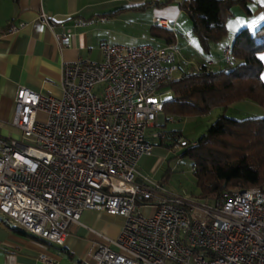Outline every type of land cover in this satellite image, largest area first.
I'll return each instance as SVG.
<instances>
[{
    "label": "built area",
    "instance_id": "obj_1",
    "mask_svg": "<svg viewBox=\"0 0 264 264\" xmlns=\"http://www.w3.org/2000/svg\"><path fill=\"white\" fill-rule=\"evenodd\" d=\"M70 40L64 34L61 44ZM100 48L102 60L64 66L60 97L19 88L12 123L20 137H0V210L58 246L85 210L122 217L117 238L95 243L93 264H264L261 187L231 189L211 201L136 181L139 159L167 137L150 129L178 75L177 46ZM224 58L230 63L229 48ZM185 142L175 136L177 147ZM143 206L156 210L145 216Z\"/></svg>",
    "mask_w": 264,
    "mask_h": 264
},
{
    "label": "crops",
    "instance_id": "obj_2",
    "mask_svg": "<svg viewBox=\"0 0 264 264\" xmlns=\"http://www.w3.org/2000/svg\"><path fill=\"white\" fill-rule=\"evenodd\" d=\"M149 1L152 5L139 7ZM164 1L167 0H0V137H20V130L12 123L18 108L16 96L20 87L60 97L64 66L79 59L102 60L100 46L104 42L162 47L168 44L162 37L152 35L151 30L169 28L177 34L174 44L179 50L180 68L185 70L207 64L218 69L226 66L225 50L230 48L241 28L253 30L264 24V0H247L251 13L242 6L245 11L238 8L236 13L235 6L232 35L229 41H223L222 52L212 56L213 53L208 55L198 51L199 48L194 49L193 41L182 39L179 24L184 14L180 0L156 5ZM120 8L124 9L115 13ZM42 13L48 16L53 26L43 21ZM20 23L23 26L18 31L3 32ZM156 33L161 34L158 30ZM64 34L71 39L67 46L61 44ZM260 57L264 63V51ZM262 77L264 80V69ZM231 109L232 116L237 118L264 116V107L247 100L233 103L226 113ZM214 111L219 115L222 109L216 108L210 113ZM45 115L39 113V116ZM164 117L162 112L155 126L162 123ZM160 144L155 141V146ZM153 152L139 159L136 181L159 182L144 174L140 164ZM123 223L122 217L104 210H85L80 221L71 224L65 244L58 246L30 234L0 210V264H93L90 254L95 243L103 241L102 236L117 238Z\"/></svg>",
    "mask_w": 264,
    "mask_h": 264
},
{
    "label": "trees",
    "instance_id": "obj_3",
    "mask_svg": "<svg viewBox=\"0 0 264 264\" xmlns=\"http://www.w3.org/2000/svg\"><path fill=\"white\" fill-rule=\"evenodd\" d=\"M150 5L149 1L139 7ZM179 5L208 55L214 44L230 34L228 19L235 6L251 13L247 0H180ZM151 34L162 37L167 44L176 42L177 34L169 28H153ZM229 49L230 63L225 60L223 68L212 69L207 64L185 70L179 67L178 76L167 86L172 98L163 106V113L181 119L222 109L207 132L196 141L187 140L181 153L192 160L199 196L211 201L231 189H264V116L237 118L226 113L233 103L244 100L264 107V63L260 57L264 51V24L256 30L241 28ZM163 132L172 141L181 134L176 129ZM163 141L161 144H165Z\"/></svg>",
    "mask_w": 264,
    "mask_h": 264
},
{
    "label": "rangeland",
    "instance_id": "obj_4",
    "mask_svg": "<svg viewBox=\"0 0 264 264\" xmlns=\"http://www.w3.org/2000/svg\"><path fill=\"white\" fill-rule=\"evenodd\" d=\"M238 8L242 7L236 6V13H238L239 11L237 10ZM234 18V16H231L228 19L230 34L225 37L220 43H216L213 45L211 50V52L213 53L212 56H218L222 52L224 40L229 41L233 30L231 20H233ZM191 27L192 21L186 14H184L179 24V30L183 33L181 34V37H184L182 39L186 41H193L194 49L199 48L198 51H203L199 39L191 32ZM256 29L257 28L253 30ZM171 98L172 93L170 92V90H167L163 95V99L169 100ZM215 112L218 111H214L210 114L191 116L182 119L163 113V115L165 116L163 118V122L158 123L157 126L154 125V127L157 128V130H163L167 132L175 129L181 130L186 141H196L207 132L211 123H213L218 117V113L216 114ZM227 115L232 116L233 110L231 109L230 111H228ZM39 118L41 120H45L46 115L39 116ZM15 132L18 133V131L16 130ZM166 136L168 135L166 134ZM163 142L172 146L168 147L165 144L156 145L153 155L141 160L140 164L142 165L143 173L148 175L151 179L159 181L164 186V189L170 193L179 194L185 197L192 196L194 198H201L199 196V189L196 184V177L193 172L194 168L192 160L189 157L183 156L181 154L185 144L177 147L175 145V141L168 139V137ZM155 210V207L150 208L148 206H143L141 212L145 216H150L154 214Z\"/></svg>",
    "mask_w": 264,
    "mask_h": 264
}]
</instances>
